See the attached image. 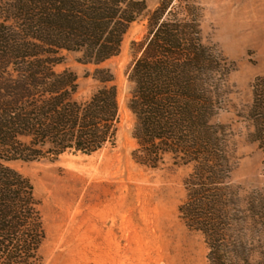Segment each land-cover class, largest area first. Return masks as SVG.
I'll list each match as a JSON object with an SVG mask.
<instances>
[{
    "label": "trees",
    "instance_id": "obj_1",
    "mask_svg": "<svg viewBox=\"0 0 264 264\" xmlns=\"http://www.w3.org/2000/svg\"><path fill=\"white\" fill-rule=\"evenodd\" d=\"M146 10L147 0H0V264H35L45 237L34 187L12 164L115 145L118 91L101 66L119 56ZM201 19L190 0H159L147 16L148 34L128 77L133 156L151 169L168 162L190 168L179 212L205 237L210 264H264V256L252 262L240 231L251 217L264 221V193L255 192L244 212L237 209L233 156L218 122L231 68L203 43ZM68 53L96 67L90 76L99 87L88 100L77 99L75 73L57 71ZM241 117L264 157V76Z\"/></svg>",
    "mask_w": 264,
    "mask_h": 264
},
{
    "label": "rangeland",
    "instance_id": "obj_2",
    "mask_svg": "<svg viewBox=\"0 0 264 264\" xmlns=\"http://www.w3.org/2000/svg\"><path fill=\"white\" fill-rule=\"evenodd\" d=\"M190 1L201 8L203 43L231 68L218 122L226 126L235 167L232 184L239 188L237 209L244 212L255 192L264 193V157L249 142V124L241 117L252 104L255 80L264 76V0ZM158 2L147 0V10L125 35L119 56L101 66L111 70L118 91L115 145L92 155L71 152L55 161L12 164L30 180L40 203L45 237L35 264H210L205 237L190 229L179 212L190 168L168 162L151 169L133 156L137 143L128 77L148 34L147 16ZM80 57L66 54L57 71L77 75V99L85 101L99 84L90 76L96 67L81 63ZM248 222L240 231L257 262L264 256V221L251 217ZM229 234L233 236V226Z\"/></svg>",
    "mask_w": 264,
    "mask_h": 264
}]
</instances>
